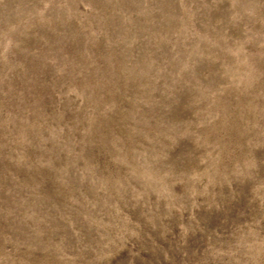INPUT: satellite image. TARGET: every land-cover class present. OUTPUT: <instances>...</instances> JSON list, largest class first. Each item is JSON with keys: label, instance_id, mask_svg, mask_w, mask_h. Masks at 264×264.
<instances>
[{"label": "rangeland", "instance_id": "1", "mask_svg": "<svg viewBox=\"0 0 264 264\" xmlns=\"http://www.w3.org/2000/svg\"><path fill=\"white\" fill-rule=\"evenodd\" d=\"M0 264H264V0H0Z\"/></svg>", "mask_w": 264, "mask_h": 264}]
</instances>
